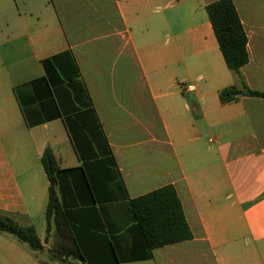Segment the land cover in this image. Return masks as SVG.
I'll list each match as a JSON object with an SVG mask.
<instances>
[{"label":"crops","instance_id":"obj_1","mask_svg":"<svg viewBox=\"0 0 264 264\" xmlns=\"http://www.w3.org/2000/svg\"><path fill=\"white\" fill-rule=\"evenodd\" d=\"M216 1L0 0V214L35 228L46 218V149L61 169L84 164L62 118L27 126L15 91L38 99L45 60L61 56L62 70L79 74L116 161L90 163L94 180L109 178L102 203L71 207L79 197L66 192V229L85 262L53 221L47 240V224L38 234L41 254L0 234V264H61L52 254L72 264H264V99L220 100L240 83L207 13ZM233 2L248 37L242 73L264 92V0ZM168 185L194 238L148 252L131 201Z\"/></svg>","mask_w":264,"mask_h":264},{"label":"trees","instance_id":"obj_2","mask_svg":"<svg viewBox=\"0 0 264 264\" xmlns=\"http://www.w3.org/2000/svg\"><path fill=\"white\" fill-rule=\"evenodd\" d=\"M207 13L225 62L237 75L240 83V87L224 89L220 93L221 102L228 104L238 100L240 96L264 99V92L251 90L242 73V68L249 63L248 37L235 3L233 0H218L207 6ZM61 62V56L44 61L47 75L36 81L39 91L41 90L38 99L31 98L26 101L18 89L15 92L28 127H35L59 118L64 120L75 151L84 163L79 168L61 169L51 149H46L42 156V164L49 179L48 203L45 212L46 240L50 235L52 222L55 221L59 233L73 241L76 254L85 262L72 230L66 229L68 222L65 209L70 207L66 203V192L69 189L72 194H77L79 197L73 205L71 204V207L102 203L104 199L100 197V190L109 178L94 180L88 171L90 163L97 161L110 169L116 165V161L92 100L78 80L79 74L77 73L76 76L66 74L62 70ZM51 73L59 78L58 84L54 86ZM38 101L43 103L40 104V119H34L31 109ZM44 101H47L46 105ZM131 208L136 222L135 239H139L148 252L194 238L183 205L173 185L133 199ZM0 234L15 237L37 254L44 252L42 241L33 225L23 226L9 216L0 214ZM148 252L140 258L148 259L150 257ZM49 259L59 261L61 264H72L67 259L54 254L49 255ZM133 259L138 258L133 257Z\"/></svg>","mask_w":264,"mask_h":264},{"label":"rangeland","instance_id":"obj_3","mask_svg":"<svg viewBox=\"0 0 264 264\" xmlns=\"http://www.w3.org/2000/svg\"><path fill=\"white\" fill-rule=\"evenodd\" d=\"M210 137H213V136L208 137V142H209ZM46 224H47V221L44 216L41 219L36 220V223H35L38 234L42 237H45V232L43 229L46 227Z\"/></svg>","mask_w":264,"mask_h":264}]
</instances>
